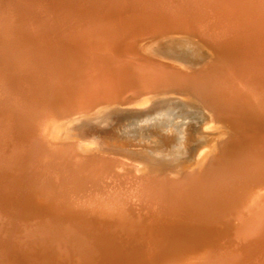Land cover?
Masks as SVG:
<instances>
[{
  "label": "bare ground",
  "instance_id": "1",
  "mask_svg": "<svg viewBox=\"0 0 264 264\" xmlns=\"http://www.w3.org/2000/svg\"><path fill=\"white\" fill-rule=\"evenodd\" d=\"M123 1L129 8L118 3ZM0 2V53L4 51V61L9 66L4 79H0V88L4 86L1 82L8 80V91L0 100L13 105L11 109L6 106L7 110H3L10 112L11 124L0 122V173H8L5 178L15 184L19 177L28 181L35 177L37 183L46 185H42L44 189L50 188L49 195L43 189L44 196L35 203L37 195L32 198V193L26 198L23 194L16 196L21 187L0 186V221H4V226L8 221L11 227L24 219H36L29 234L35 232L39 235V239L38 235L35 237L37 244L41 246L49 241L60 244L59 255L57 251L47 253L45 250L43 252L49 256L42 258L40 264H55L56 254L68 253V258L73 260V251L79 254L80 264H96L98 261L103 264L112 255L109 250L115 242L128 245L122 249L116 247L123 257L120 264H161L163 261L164 264H173L177 258L181 264H264V190L262 186L261 193L250 195L255 183L250 187V176L247 177L260 168L258 172L264 178V0ZM116 4H119L117 9ZM118 9L132 15L118 14ZM107 13L115 18L122 16V19L117 18L115 22L106 19L86 28L90 22H101ZM181 31L211 45L213 60L201 69H192L183 62V58L190 54L180 56V61L167 60L153 54L155 47L151 41L137 47L136 40L144 35L152 38L165 32ZM188 37L183 39L193 43L194 37ZM176 38L165 36L154 41L162 44ZM248 83H254L256 88L252 89L258 90L252 91L254 96L247 95ZM159 90L195 94L205 107L214 111L215 118L227 124L231 137L222 143L220 151L227 157V170L217 173L211 162L208 165L203 162L193 171L178 174L180 178H165L152 171L139 172L129 163H122L124 160L119 161L109 154L106 156L102 149L88 153L89 150L80 144L82 155L72 144L57 143L54 146L45 139V122L50 119L87 111L101 103L129 105L144 94H156ZM253 99L260 106L252 104ZM17 104L21 110L14 106ZM145 109L146 104L135 111ZM15 116L25 124L26 132L24 129L17 131L19 126L15 130ZM20 134L29 138L31 134L36 140L22 146L19 144L22 140H17L21 138ZM6 139L14 141V147L8 153L3 148ZM206 155L198 161H204ZM260 182V186L263 185ZM232 198L235 207L242 204L243 208L245 202L257 206L251 208L252 212L247 209L246 218L240 216L247 212L244 210L238 214L240 217L235 216L243 229L231 224L234 229L226 233L219 228L224 225V214L216 217L215 208L218 210L217 203L221 205ZM250 198L255 201L248 203ZM39 201L41 205H49V208L45 207L48 210L36 206ZM225 206L229 207L228 204ZM202 220L205 222L203 227ZM233 224L237 223L234 221ZM226 225L221 228L226 229ZM236 230H243L236 233L245 241L243 244L239 238L242 246L237 245ZM232 239L237 241L232 242ZM219 241L225 245L221 243L219 246ZM177 243L184 249L169 254L175 252L170 248ZM150 245L162 247L156 252L155 260L147 259L149 253L144 251ZM191 246L194 247L189 252Z\"/></svg>",
  "mask_w": 264,
  "mask_h": 264
},
{
  "label": "rangeland",
  "instance_id": "2",
  "mask_svg": "<svg viewBox=\"0 0 264 264\" xmlns=\"http://www.w3.org/2000/svg\"><path fill=\"white\" fill-rule=\"evenodd\" d=\"M96 1H99V3H100V0H96ZM103 1H111L112 2V1H117V0H103ZM124 2L125 1H123L121 3L118 2V3L123 5ZM0 4H2V3L0 2ZM118 5L115 7V9H117V7L119 8ZM123 6L125 8L126 7L129 8V6L126 3ZM122 7L120 9H122ZM120 12H122V10L118 9L117 13L119 14ZM126 13H127V11L124 12L123 15H125ZM127 14H130V15H128L129 17L132 15L131 12H128ZM90 17H89V20L91 19ZM92 17L96 18L99 16L93 15ZM116 17L118 19H120L122 16L121 17L116 16ZM117 18H115L114 15H111V14L109 15L107 13V14L102 16L101 22L100 21L99 22L93 21V22H90L89 24H86L85 26H87L86 28H92L93 26H96V25H93L95 23L100 24V23L104 22V20H106V19L111 20L112 22H115V21H118ZM89 20L87 19L86 22H88ZM113 25H114V23H113ZM113 25H111V26H113ZM179 32L178 33H172V34L165 32L162 34V36L164 35L163 37L161 35H158L157 37H152V38H148L147 36L145 37V35H144V37L142 39L136 40L138 43L137 45H139L137 47H142L144 44H147L148 42L151 41V42H153V45L155 47L153 49V54L158 55L159 57L165 58L167 60L171 59V60L178 61L180 59L179 58L180 56L185 57L188 54H190L189 57L183 58L184 59L183 62L188 64L192 69L193 68L194 69H201L206 65V63L210 62L209 60H211V61L213 60L212 55H211V53L213 52V47L211 45L206 44L204 41L201 42L199 40V38L194 37L191 33L187 34V33H184L182 31H181V33H179ZM167 35L172 36V37L175 36L177 38L174 40L171 39V40L163 41V42H161L162 44L157 43L158 42L157 40L163 39V38H165V36L168 37ZM92 36H94V35H92ZM149 36H151V35H149ZM188 36L194 37L192 39L193 43H191L190 40H188V39H183V38H187ZM178 38H180V39H178ZM154 40H156L157 42ZM198 40H199V42H198ZM141 43H143V44H141ZM156 44H158V45H156ZM196 46H198V47H196ZM159 47L161 48V50H159ZM154 50H156V51L158 50L157 53L154 52ZM1 56H4V58L1 59L2 58ZM5 59H6V55L4 54V51H1V53H0V60H1L0 61V79H2V77L4 79V75L7 72L6 70L9 69V66L7 67V62L4 61ZM3 61H4V63H3ZM1 83H3L2 85H4L3 86L4 88L2 86L0 88V94L2 93L0 95V97L3 95L5 96L6 91H8L7 86H6V84L8 83V80L5 79ZM19 84H20V82H19ZM23 85L26 86L25 84H23ZM247 86H248V88H246V90H248L247 95L249 96V94H251V96H252L253 95L252 91L255 90L252 88H256V87H255L254 83H251V84L248 83ZM247 86H245V87H247ZM19 87H20V85H19ZM20 90H21V88H20ZM259 90H261V89H259ZM17 92H18V89H17ZM255 92H258V90H255ZM8 93H10V91ZM1 100H2V97H1ZM1 100H0V111L1 110L3 111L6 108V106L10 107V109L13 107V105L12 106L6 105ZM253 100H254L253 101L254 103H252V104H255L256 99H253ZM198 101H200V102H198ZM137 102H138V104L139 103L140 104L137 105ZM130 103H129V105L120 104V103L115 104V102H113L114 105L112 104V102L106 103V105H105V103H101V105L99 104L100 106L97 104V105H95V107H93L90 110L88 109L87 111L86 110L80 111L81 113L78 112V113H72V114H64L66 116L61 115L58 118L50 119V122H48V123L45 122V124L47 125V131H46V138L45 139L49 145L53 144L54 146L57 143L58 144H61V143L72 144L73 147L75 148V150H77V152L80 154H82L81 150H80V144L83 147H85L87 150H89L88 153L97 152V150L101 151V149H102V152L106 156L110 155V157H113L114 159L117 158L119 161L124 160L125 162L122 161V163H126L127 165L129 163V166L131 165V166L135 167V169L137 168L136 170L139 172L140 171L142 172L143 170L144 171L146 170V172L152 171V172H155V175H157V176L158 175H160V177H168L169 176V178H173V179L180 178L179 175H181L182 172L193 171L192 169H194V167L196 169L203 162H206V165H208L211 162L212 163L211 165H213V169H216L215 172H217V173L219 171L220 172L225 171V169L229 166V163H227L228 162L227 157L225 155H221L222 153L220 152V151H222V146H223L222 143H224L225 140L227 141L231 137V133L229 132V128H228L226 123L221 122L220 119L218 120L217 118H215L216 116L214 115V111L212 109H210L208 106L205 107L204 102L200 98H198L195 94H192V93L187 92V91L181 92L179 94V93H176L175 90H171V91L170 90H168V91L167 90H165V91L159 90L156 92V94H155V92H150V93L148 92V93L144 94L141 98H138L137 101L135 100V101H132L131 104ZM144 104L147 105V109H145L141 112L135 111V108H137L141 105H144ZM17 105H14V106H16L18 110H21V107H19V105L18 106ZM255 105L260 106L257 103ZM102 108H103V110H102ZM5 110H7V108ZM165 113H167V114H165ZM0 116H1L0 122L1 121L2 122H9L11 124L10 112H8V111L4 112L3 111V114H0ZM9 116H10V118H8ZM3 117L7 118V119H5L6 121L2 120ZM12 117H14L13 114H12ZM15 117H16V119H14V121L17 122L15 130H17L18 129L17 126H19V129L17 131L24 129V131L26 132V129H25L26 127L24 126L25 124L20 122L18 116H15ZM86 119H88V120H86ZM156 119H158V120H156ZM153 120L155 122H152ZM21 124H23V125H21ZM146 124H148V125L150 124V125L148 126ZM22 126H24V127L22 128ZM119 131H120V133L122 132L121 134L119 133L120 136L118 134ZM15 134H16V132H15ZM116 134L118 136H115ZM21 135L22 134H20V137H21ZM16 136H17V134H16ZM29 136H31V137L29 138L26 136H24V137L22 136L20 139L17 138L18 141L22 140V141H19V144L22 146H25V145L27 146L28 142H29V144L32 143L31 141L34 142L35 138H33V136L31 134ZM119 137H121V138H119ZM17 140L15 138V142ZM4 142L5 143H3V148L5 147L4 148V150L6 151L5 153H8L10 151V149H12L11 147L13 146L12 143L14 141H10V140L6 139ZM47 143L44 142V144H47ZM5 144H7V145H5ZM113 144H114V146H113ZM118 144H119V146H118ZM88 146H89V148H88ZM50 147H52V146H50ZM53 149H54V147H53ZM53 149H52V151L55 152V150H53ZM113 153H114V155H113ZM206 153H207V155H206ZM204 155H206L207 158L204 161H198ZM21 158L22 157H20V160H21ZM120 158H121V160H120ZM191 165H192V167H191ZM143 167L146 169H141ZM15 168H17V167H15ZM262 169L263 168H261V170ZM178 170L180 171V173L178 172ZM258 171L260 172V168L256 171H253V173H249V175H247V177L250 176L248 178L249 181H251L250 187H252L251 185L253 183H255V184H253V187H252V188H254V189H252L253 193L250 192V195L251 194H254V195L257 194L258 195L259 191H260L259 193H261L262 188L264 190V178L262 177V174L260 175V173ZM4 174L2 175V173H0V179H1L0 180V186L2 187V185H3V187L7 186L8 188H10L11 186H13L15 188L21 187L19 189L18 193H16V196H21L23 194L24 198H26L32 193V195H31L32 198H34L35 195L38 196V198H36L37 196L34 198V199H36V201H34V202L37 203V201H38L37 199H40V197L44 196V194H43L45 192L44 190H46V194L49 195L50 188L46 187L44 189L42 187V185H44V187L46 185L44 183H42V184L37 183L38 181L35 179V177L30 178L29 181L27 179L24 180V179H21L19 177L18 181L20 183L17 182V184H18L17 185L15 183H12L11 180H7L8 178H5V177H7L6 175H8V173L5 172ZM254 174H256V175H254ZM2 179H4V180H2ZM19 179H21V180H19ZM261 179H263V180H261ZM259 181L263 182L262 183L263 185L260 186ZM1 182H3V183H1ZM256 182H258L259 186L256 185L257 184ZM7 184H10V185H7ZM255 185L257 186L258 190L255 189L256 188ZM259 187L260 188L262 187L261 190ZM36 188H37V190H36ZM38 189H41L42 191L38 190ZM21 190H23V191H21ZM250 190H251V188H250ZM256 190H257V193H255ZM37 192H39L41 194V196L38 195L39 193H37ZM231 194L232 193H230V195ZM233 198L226 203L221 202V205H219V203H217L218 205L217 204L216 205L218 207V210L215 208V210H216L215 213H217L216 217L217 216L221 217V214H224V215H222V219L225 220L224 225H225V223H227L228 225H226V229H223L224 225L219 226V228H220V230L221 229L224 231L226 230V233L227 232L230 233L229 231L231 229H234V228L239 229L242 226V225L241 226L239 225V221L237 220L238 218H236L235 216H237V217L241 216V217L246 218L247 214H249L248 213L249 211H251V210L254 211L251 208H255L257 206V204H255V203H254V205L253 204L247 205V203L245 202L244 204H245L246 208L245 207L241 208L242 204H241V207L240 206L235 207V203H232ZM250 199L251 200H249L248 203H251V202L253 203V201H255L254 198H250ZM41 204L42 203H40V201H39L38 204H36V206L37 205L40 207L44 206V208L49 206L47 204H44V205H41ZM223 204H224V206L228 204L229 207H227V206L224 207ZM248 206L250 208H248ZM48 208H45V209L48 210ZM227 208H229V209H227ZM225 209L227 211H224ZM247 209H250V210L248 211ZM41 210H42V208H41ZM219 210L223 211V213L220 212V214H219ZM241 210H244L247 212L241 213L240 212ZM230 211H232L233 213H231ZM237 211H239V212L237 213ZM225 212H227L229 217L232 216V218H229L228 216H226L227 214L225 215ZM230 213L233 215L230 216ZM240 213H241V215L238 216V214H240ZM231 219L232 220L234 219L233 223L235 221V223H237L239 226H237V224H233ZM35 220L32 221V218H31V221H30V219L29 220L24 219L23 221L19 222V224H17V225L14 224V226H11V227H10L8 221L5 223V226H4V221H2V222L0 221V229H1L0 230V249H1L0 250L1 251L0 252V255H1L0 261L1 262L0 263L11 264V262H13L12 264H30V263L31 264H34V263L40 264V263H42V258H47L49 256L47 254L45 255V253L43 251L46 250L45 252L48 251L49 253H51V252L53 253V251L55 253L57 251V254H58V247L60 245L58 242L54 243L53 241H49V242L44 243V244L42 243L43 248H41L42 245L40 246V244H37L39 242L35 238V237H37L38 234L35 232H32L34 235L29 234L30 228L34 227L33 225L36 224L35 222H37V220L36 221ZM192 221H193V219H192ZM201 222L203 224V225L201 224L202 227L205 226L204 225L205 222H203V220ZM43 223L45 224L46 222H43ZM212 223L213 222H211L210 224L212 225ZM231 224L233 225V227H234V225H236L237 227L235 226L233 228ZM6 226L7 227L9 226L10 228L8 227V229H7ZM221 227H223V228H221ZM229 227H230V229H228ZM20 228H21V230H20ZM173 229H174V226H173ZM207 229H209V228H206V230ZM210 229H212V228H210ZM237 230H236L235 234L238 233L239 231H240L239 233L243 232V230H239V231H237ZM238 234H236L235 238L237 237ZM37 238L39 239V235ZM239 238L240 237L238 236L237 237V240H238L237 245L239 243L241 244L242 242H243V244H245L244 243L245 241L240 238L242 240V242H240ZM49 239H51V238H49ZM233 239H234V237H233ZM233 239H232V242L237 241V240H233ZM221 241L218 242L219 246H221V243H223V245H225L224 242H221ZM115 243L111 244V245H113V244L115 245V246L113 245V247L111 246L112 248H116V247L120 248V246H121V249H122V248H126V246H128V245H126V243H120V244H119V242H117L116 244ZM122 245H124V246H122ZM175 246H177L179 248V249H177V252H176L177 247L175 248ZM240 246H242V244ZM171 247L172 248H170V249L171 250L175 249V252L170 251L171 253H169V254H172V253L175 254V253H178L184 249L183 245L178 244V243L173 244ZM193 247L191 246L188 249V251L190 252L193 249ZM37 248H39V249L37 250ZM45 248H47V249H45ZM112 248H111V250H109V251H111L110 253L112 255L109 257V259H107L108 263L104 262L103 264H114V263L120 264V262L122 263L123 257H122V255H120L121 252L119 251L118 248H116V249H112ZM159 248H162V247H158L156 245L155 246H153V245L146 246L144 248V251L146 250L145 252L149 253V254H147L148 257L146 256L147 259L155 260L156 259L155 254H156V252H158V250L160 251ZM27 249H29V251L33 252V253H30ZM39 251H42L44 253V255H42L43 253L41 254ZM112 251H116L117 254H116V252H112ZM56 255L54 257L55 264H69V263L72 264L73 262H74L73 264H80V260H79V258H77L79 254L76 251H73L71 254L72 256H75V257H73V260L68 258V255H69L68 253L66 254L67 256L66 255L58 256L59 254L57 256ZM29 256H30V258H29ZM50 256L52 257V254ZM31 258L33 260H31ZM67 260H69V261L67 262ZM164 263H165V261H163L161 264H164ZM181 263L182 262L179 260V258H177V259H175L173 264H181ZM51 264H54V263H51ZM96 264H100L99 261L96 262Z\"/></svg>",
  "mask_w": 264,
  "mask_h": 264
},
{
  "label": "water",
  "instance_id": "3",
  "mask_svg": "<svg viewBox=\"0 0 264 264\" xmlns=\"http://www.w3.org/2000/svg\"><path fill=\"white\" fill-rule=\"evenodd\" d=\"M165 178H167V177H165Z\"/></svg>",
  "mask_w": 264,
  "mask_h": 264
}]
</instances>
